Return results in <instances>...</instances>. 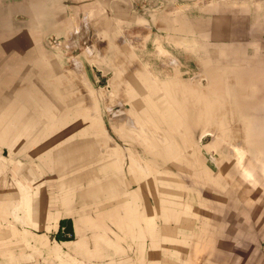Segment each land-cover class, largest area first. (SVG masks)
Masks as SVG:
<instances>
[{
	"label": "crops",
	"instance_id": "0c3cea01",
	"mask_svg": "<svg viewBox=\"0 0 264 264\" xmlns=\"http://www.w3.org/2000/svg\"><path fill=\"white\" fill-rule=\"evenodd\" d=\"M99 1L0 0V264H264V167L246 155L250 129L264 125V0L205 2L188 27H100ZM90 62L113 72L110 103L138 112L110 121L123 146L66 149L53 163L55 139L4 136L19 126L4 120L13 96L93 97ZM199 75L198 90L220 98L204 125L233 129L237 146L219 154L215 199L201 194L208 183L183 195L165 187L164 143L144 130L164 96H189L195 109L180 81Z\"/></svg>",
	"mask_w": 264,
	"mask_h": 264
},
{
	"label": "water",
	"instance_id": "95a60500",
	"mask_svg": "<svg viewBox=\"0 0 264 264\" xmlns=\"http://www.w3.org/2000/svg\"><path fill=\"white\" fill-rule=\"evenodd\" d=\"M78 5L90 4L91 0H73ZM100 27H172L173 18L176 27H188L193 18L200 14L202 15V6L205 2L212 3L213 6L219 8L220 0H100ZM139 2V18L140 23H134L132 20L133 3ZM174 11V13H173ZM150 17V19L148 18ZM176 21V22H175ZM82 27H87L90 23L82 19ZM145 23V24H144ZM192 25V24H191ZM57 39L49 37V44L54 45ZM91 55V54H90ZM89 55V59L92 58ZM89 71L93 74L94 96H78L70 97L64 95H53L49 97L18 94L9 99L8 109L4 111V120H13V123H19L15 128H5L4 136H48L55 139L57 142L53 145L55 151L53 155L58 159V152L69 150V155L83 153V156L94 153L95 150H105V153H110L112 147L118 145L123 146V142L119 138H114L113 127L108 120H100L98 114L100 107L105 106L108 109L110 98L113 93V72L104 65L97 63H89ZM43 99L51 101V109L46 111L38 110L39 104ZM15 102H12L14 101ZM5 106V107H7ZM36 108V109H35ZM46 123V126L44 124ZM23 129L27 130L25 134ZM22 131V132H21ZM17 133H20L17 135ZM84 136V143H79L78 140L67 143L66 137ZM254 143L247 149L246 155H249L250 160L253 158ZM233 145V146H232ZM231 152L237 151V146L232 144ZM227 148V147H226ZM229 148L227 149L228 152ZM244 150V149H243ZM251 151V153H250ZM230 158V157H229ZM229 158L228 163L231 162ZM219 157L212 158L213 164L216 166V172L210 175V178L218 177V180H212L211 186L201 191V194H206L213 199L218 191H216L221 177L219 176ZM233 160L234 157L232 158ZM264 160V156H257L256 160ZM234 164V162H233ZM189 165V161H188ZM208 172V167L204 168ZM165 169L163 168V184L165 187L174 188L179 193L187 194L193 191L194 187L180 189L174 179L165 178ZM224 183H230L229 179ZM209 184V183H208ZM204 186V185H203ZM196 188V187H195ZM203 190V189H202ZM196 193H199L195 190Z\"/></svg>",
	"mask_w": 264,
	"mask_h": 264
},
{
	"label": "rangeland",
	"instance_id": "374dc122",
	"mask_svg": "<svg viewBox=\"0 0 264 264\" xmlns=\"http://www.w3.org/2000/svg\"><path fill=\"white\" fill-rule=\"evenodd\" d=\"M132 13H134L132 20L139 26V2L133 3ZM148 18L150 19V17ZM132 36H134L133 40L140 41L138 31L133 32ZM180 66V76H185L187 73L183 71L187 70L183 68L182 64ZM166 74L167 73H164V79L167 78ZM183 83L184 82L180 81V88L187 87L191 90L192 88L194 89L195 93L190 97V102L194 104L195 109L187 102L189 96H164L165 110L157 114L156 122L154 123L157 126L151 127L148 124L151 117L147 115L148 119L145 118L143 123H147L148 127L144 130H146L148 136H156V138L164 143V157L163 159L160 158L163 164L159 159L158 162L160 161V164L165 169V173H168V175H165V178L170 177L174 179L180 189L186 190L187 187L191 186L196 187V189H204L203 185L206 183L211 184L212 180H218V177L210 178V175L216 172V166L213 164L212 158L213 156L219 157L220 153H225L226 147L229 148L228 152L232 151L230 147L234 140L233 136H235V131L231 128L208 127L204 125V122H206L205 119L209 115L212 116V119L219 118V113L211 114L205 111L208 109L207 105L210 102H214V99L219 97H213L210 101L211 96H204L198 90L203 88V79L200 78V75L191 80L189 86L182 85ZM110 105L108 109L105 106L100 107V112L98 114L100 120L112 121L119 117L127 118V116H129L133 121L137 122L135 119H138V112H134L135 109L133 107L126 109L124 105H114L113 103H110ZM122 111L125 112L127 116L123 115ZM145 114H149V112ZM193 120L196 126H188L187 123H193ZM162 123L164 124L163 126H161ZM260 123L261 122H257V125L250 129L251 143H254L255 152L250 161L257 167L261 166L263 168L264 160H256L257 156H264V125ZM132 130L135 131V128L133 127ZM22 131L27 134L26 129L22 128ZM19 134L20 133H17V135ZM201 149L206 152L204 153ZM149 162H152L150 158ZM206 166L208 167V172L204 171ZM259 179L261 182L264 181V175L259 177Z\"/></svg>",
	"mask_w": 264,
	"mask_h": 264
},
{
	"label": "flooded vegetation",
	"instance_id": "af4514ba",
	"mask_svg": "<svg viewBox=\"0 0 264 264\" xmlns=\"http://www.w3.org/2000/svg\"><path fill=\"white\" fill-rule=\"evenodd\" d=\"M57 234H60V230L57 231Z\"/></svg>",
	"mask_w": 264,
	"mask_h": 264
},
{
	"label": "trees",
	"instance_id": "16d2710c",
	"mask_svg": "<svg viewBox=\"0 0 264 264\" xmlns=\"http://www.w3.org/2000/svg\"><path fill=\"white\" fill-rule=\"evenodd\" d=\"M55 236L58 237V234H56Z\"/></svg>",
	"mask_w": 264,
	"mask_h": 264
}]
</instances>
